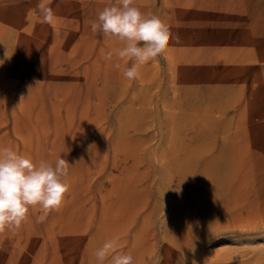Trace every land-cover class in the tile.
<instances>
[{
  "label": "rangeland",
  "instance_id": "374dc122",
  "mask_svg": "<svg viewBox=\"0 0 264 264\" xmlns=\"http://www.w3.org/2000/svg\"><path fill=\"white\" fill-rule=\"evenodd\" d=\"M113 3L0 0V148L69 163L0 264H94L113 237L133 264H264V0H133L171 39L132 81L90 28Z\"/></svg>",
  "mask_w": 264,
  "mask_h": 264
},
{
  "label": "clouds",
  "instance_id": "9594fccd",
  "mask_svg": "<svg viewBox=\"0 0 264 264\" xmlns=\"http://www.w3.org/2000/svg\"><path fill=\"white\" fill-rule=\"evenodd\" d=\"M40 22L54 24L53 9L41 2L38 5ZM93 33L115 37L120 47L102 52V59L114 63L132 61L122 75L126 80H135L140 66L155 59L169 46L170 28L159 16L144 13L133 5V0H115L98 12L90 22ZM69 163L57 158L53 163L38 162L10 147L0 148V233L15 234L22 228L30 209H39L44 219L50 212L58 211L69 191L67 176ZM94 264H133V256L119 248L118 237L102 243L92 253Z\"/></svg>",
  "mask_w": 264,
  "mask_h": 264
}]
</instances>
